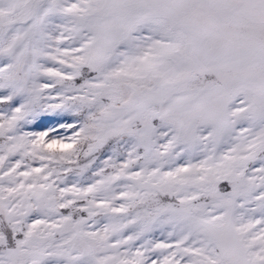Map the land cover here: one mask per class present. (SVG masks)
Returning <instances> with one entry per match:
<instances>
[{"label": "snow or ice", "instance_id": "snow-or-ice-1", "mask_svg": "<svg viewBox=\"0 0 264 264\" xmlns=\"http://www.w3.org/2000/svg\"><path fill=\"white\" fill-rule=\"evenodd\" d=\"M0 264H264V0H0Z\"/></svg>", "mask_w": 264, "mask_h": 264}, {"label": "rangeland", "instance_id": "rangeland-1", "mask_svg": "<svg viewBox=\"0 0 264 264\" xmlns=\"http://www.w3.org/2000/svg\"><path fill=\"white\" fill-rule=\"evenodd\" d=\"M55 123H56L55 120H46V121L44 122V124L41 125L40 127L43 128V127L50 126V125L55 124Z\"/></svg>", "mask_w": 264, "mask_h": 264}]
</instances>
